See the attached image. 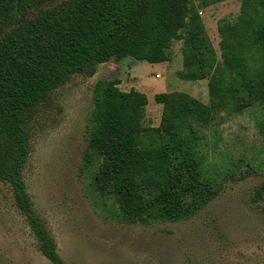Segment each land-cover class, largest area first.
I'll use <instances>...</instances> for the list:
<instances>
[{
    "label": "trees",
    "instance_id": "16d2710c",
    "mask_svg": "<svg viewBox=\"0 0 264 264\" xmlns=\"http://www.w3.org/2000/svg\"><path fill=\"white\" fill-rule=\"evenodd\" d=\"M0 0V180L52 264L66 263L31 208L21 168L28 155L23 128L29 113L73 73L125 57L168 61L181 41L177 76L207 80L208 101L184 91L154 94L162 106L156 126L143 123L144 92L122 90L117 79L98 80L87 131L93 179L113 199L125 222L182 220L214 198L220 183L205 167L203 134L219 112L264 107V0H242L234 21H217L219 54L199 8L220 0ZM263 140L264 112L256 121ZM264 182L256 188L259 198ZM205 264V263H196Z\"/></svg>",
    "mask_w": 264,
    "mask_h": 264
},
{
    "label": "rangeland",
    "instance_id": "374dc122",
    "mask_svg": "<svg viewBox=\"0 0 264 264\" xmlns=\"http://www.w3.org/2000/svg\"><path fill=\"white\" fill-rule=\"evenodd\" d=\"M242 0H220L199 8L206 32L219 54L217 21H234ZM195 5L197 0H191ZM170 59L150 63L122 58L96 66L92 76L73 73L29 113L23 128L28 155L21 168L31 208L69 264H264L263 140L256 121L260 104L239 113L219 112L199 130L200 152L208 174L220 183L217 195L182 220L125 222L110 196L96 188V162H88L87 131L94 84L117 79L122 90L144 92L143 123L156 126L162 106L154 94L184 91L204 103L207 80L177 76L182 69L181 41ZM39 239L16 207L12 187L0 180V264H52Z\"/></svg>",
    "mask_w": 264,
    "mask_h": 264
}]
</instances>
